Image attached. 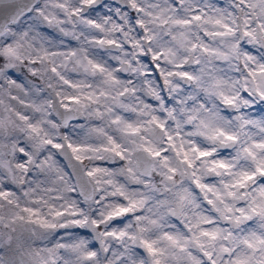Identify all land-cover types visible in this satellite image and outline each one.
I'll return each instance as SVG.
<instances>
[{
	"label": "clouds",
	"instance_id": "clouds-1",
	"mask_svg": "<svg viewBox=\"0 0 264 264\" xmlns=\"http://www.w3.org/2000/svg\"><path fill=\"white\" fill-rule=\"evenodd\" d=\"M0 264H264V0H0Z\"/></svg>",
	"mask_w": 264,
	"mask_h": 264
}]
</instances>
